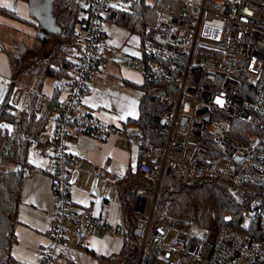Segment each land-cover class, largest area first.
<instances>
[{
	"label": "built area",
	"instance_id": "built-area-1",
	"mask_svg": "<svg viewBox=\"0 0 264 264\" xmlns=\"http://www.w3.org/2000/svg\"><path fill=\"white\" fill-rule=\"evenodd\" d=\"M142 4L155 17L141 31L126 28L133 51L124 65L142 75L145 97L156 101L162 114L140 137H122L85 110L83 101L106 68L109 31L125 28L121 15ZM66 56L71 73L58 80L59 94L39 92L34 105L38 117L57 106L54 134L35 142L41 154L52 153L55 200L47 232L51 244L37 264H71L58 249L69 237L82 247L89 234L113 232L72 203L76 160L67 145L82 134L100 140L117 136L138 145L137 172L155 181L154 193L136 190L134 264H264L262 8L251 0H84ZM165 176L185 184L226 181L230 194L242 201L240 224L228 215L211 231L187 220L179 207L158 203Z\"/></svg>",
	"mask_w": 264,
	"mask_h": 264
},
{
	"label": "crops",
	"instance_id": "crops-1",
	"mask_svg": "<svg viewBox=\"0 0 264 264\" xmlns=\"http://www.w3.org/2000/svg\"><path fill=\"white\" fill-rule=\"evenodd\" d=\"M0 9L10 13H0V32L2 28H8V31L15 34L39 40L37 31L40 28L43 30L44 24L41 19H37L39 13L33 14L32 1L30 4L22 0H0ZM50 32L43 33V37H50L46 36ZM109 36L111 50L107 56L106 68L92 80L83 108L96 115L104 124L120 131L122 137H140L143 132L136 120L140 116L144 80L139 72L124 65L126 55L133 51V39L126 28H112ZM6 47L0 38V111L12 112L18 120L31 105L34 93L54 96L58 89L57 83L53 88L46 87L43 78L40 80V75H36L34 81L26 77L29 80L27 86L22 81L25 77L17 80L19 76L14 63L15 57L12 56L11 49L8 51ZM44 63L43 61V65ZM37 68L44 75V68ZM30 85L36 90L27 88ZM2 125L8 126L0 127L4 131L12 127L9 123L2 122L0 126ZM54 131L55 124L50 132L45 130L34 141L28 155L32 168L22 183L15 228L17 241L11 251L17 261L15 264H37L51 244L47 232L55 211L51 179L52 153L47 151L44 155L41 154L35 142L51 137ZM122 137L110 136L100 140L92 135L82 134L67 145L69 155L76 160L71 171L72 203L79 210H87L113 231L86 236L82 248L85 250V258L92 264H111L113 261L122 264L125 262L121 258L124 244L130 241V227L126 221L123 201L125 193L131 188L130 176L137 173L140 149L133 143H124ZM0 168L9 170L14 166L0 156ZM136 199L135 195V202ZM73 243L81 247L76 237L72 236L66 245H59L58 249L69 257L67 252ZM71 261L74 264L73 259Z\"/></svg>",
	"mask_w": 264,
	"mask_h": 264
},
{
	"label": "trees",
	"instance_id": "trees-1",
	"mask_svg": "<svg viewBox=\"0 0 264 264\" xmlns=\"http://www.w3.org/2000/svg\"><path fill=\"white\" fill-rule=\"evenodd\" d=\"M22 1L31 2L32 0ZM251 1L261 7L264 12V0ZM83 2L84 0H52L50 34L57 39L58 47L52 50L48 60L44 63V75L58 80L70 76L71 65L66 56L67 47L80 22ZM0 13L10 14L2 9ZM121 17L119 22L122 26L138 32L155 16L147 5L142 4L137 5L133 11L122 14ZM146 86L144 83L143 87ZM55 91L54 96L57 97L59 91ZM56 108L57 106H54L46 116L38 117L34 112L32 102L18 120L12 112L0 111V124L4 122L12 125L9 130L0 129V156L14 166L9 170L0 168V264L17 263L11 251L17 241L15 228L23 179L32 168L28 155L34 141L46 130L48 115ZM161 114V106L143 94L140 116L136 120L142 132L145 133L147 123H158ZM130 178L131 188L125 193L126 198L123 201L126 221L130 227V241L124 244L121 253V258L126 264H134L138 253L137 248L131 242L135 225L133 209L136 190L144 188L154 193L156 189L155 181L139 172L131 175ZM157 202L179 207L187 220L211 231L222 227L228 215L232 216L231 222L234 225L240 224L241 221L242 201L230 194L226 181L217 178L185 184L165 176L159 186Z\"/></svg>",
	"mask_w": 264,
	"mask_h": 264
},
{
	"label": "rangeland",
	"instance_id": "rangeland-1",
	"mask_svg": "<svg viewBox=\"0 0 264 264\" xmlns=\"http://www.w3.org/2000/svg\"><path fill=\"white\" fill-rule=\"evenodd\" d=\"M33 1H35V4H33ZM49 1L50 0H32V12L36 15H38L39 13L37 18L41 19L44 24L43 30H41L40 28L37 31L39 40L30 39V37H28L27 35L23 36L15 34L14 32L8 31V28H2L0 32V36H2L0 38L7 45V50L9 51L11 49V52L13 54L12 56L15 57L14 63L16 65V69L18 70L17 74L19 76L17 80L25 77V79H22L25 86H27L29 81L26 77L32 78V80L34 81L36 75L42 76L40 77V80L41 78H43L42 80L44 81L46 87L48 86L50 88H53L57 83L56 78L48 75H41L39 73V70L37 69V67H40L41 70H43V61L46 62L52 50L58 47L57 39L54 38L53 35L47 34L46 36L50 37H43V33H47L52 28L51 16L46 13ZM27 88L36 90L33 85H30ZM24 93L28 95L26 91H24ZM38 93L39 92L33 94L32 102L34 105ZM19 99L21 100V97H19ZM55 113L56 111L53 110L48 115V121L46 125L47 132H50L53 129V125L55 124ZM246 224L247 223H245V225ZM69 239H71V237H69ZM68 250L69 252L67 253L70 255L69 257L73 259L74 264H92L91 261L85 258V250L82 247H78L73 243L70 245ZM111 264H117V261H113Z\"/></svg>",
	"mask_w": 264,
	"mask_h": 264
},
{
	"label": "water",
	"instance_id": "water-1",
	"mask_svg": "<svg viewBox=\"0 0 264 264\" xmlns=\"http://www.w3.org/2000/svg\"><path fill=\"white\" fill-rule=\"evenodd\" d=\"M52 10V0L49 1L48 6H47V14L50 15ZM38 20H40L39 18H37ZM41 21V20H40ZM51 31V30H50Z\"/></svg>",
	"mask_w": 264,
	"mask_h": 264
},
{
	"label": "snow or ice",
	"instance_id": "snow-or-ice-1",
	"mask_svg": "<svg viewBox=\"0 0 264 264\" xmlns=\"http://www.w3.org/2000/svg\"><path fill=\"white\" fill-rule=\"evenodd\" d=\"M113 7H115V5H113ZM219 102V101H218ZM123 117H121V119H122ZM0 127H8L7 125H2V126H0Z\"/></svg>",
	"mask_w": 264,
	"mask_h": 264
},
{
	"label": "bare ground",
	"instance_id": "bare-ground-1",
	"mask_svg": "<svg viewBox=\"0 0 264 264\" xmlns=\"http://www.w3.org/2000/svg\"><path fill=\"white\" fill-rule=\"evenodd\" d=\"M156 114V113H155Z\"/></svg>",
	"mask_w": 264,
	"mask_h": 264
}]
</instances>
